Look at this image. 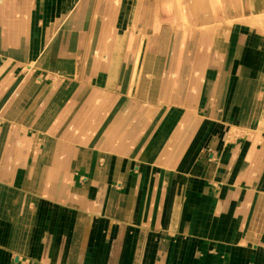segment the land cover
I'll use <instances>...</instances> for the list:
<instances>
[{"label": "crops", "instance_id": "obj_1", "mask_svg": "<svg viewBox=\"0 0 264 264\" xmlns=\"http://www.w3.org/2000/svg\"><path fill=\"white\" fill-rule=\"evenodd\" d=\"M90 1L8 0L7 10L6 4L0 3V23H11L14 20L10 17L19 15L24 17L19 21L28 28L26 36L5 35L4 39L29 49L33 39L48 37V24L63 23L76 3L86 8L79 12L84 17L78 20L82 24L90 22L89 12H95L97 6L103 8L98 30L85 36L110 39V9L117 5L112 0ZM245 6L241 17L249 22L264 14V0H247ZM152 28L132 95L131 64L125 57L122 61L121 49L112 51L108 45L94 47L103 49L102 61L98 52L83 64H73L78 81L64 94L65 99L58 94L62 88L59 81L50 80L48 75L46 87L56 89L46 99H30L29 105L36 104L40 110L52 102L58 108L56 113L66 107L74 114V121L52 136L32 131L26 122L27 113L22 117L16 107L0 113V141L4 134L0 144V264H264V29L234 22L228 30L211 37L215 50L208 52L204 36L198 43L185 37L186 45L181 47L173 45L176 36L163 38L160 31L153 33L158 28ZM70 31L65 26L56 36V45L73 39L76 32ZM161 39L170 42L161 47ZM69 41L62 52L69 54L68 49L79 54L80 49ZM34 43L31 48L37 53L40 45ZM2 45L6 44L0 41V48ZM4 53L16 55L14 51ZM213 53L223 56L220 69ZM22 54L16 56L22 58ZM108 60L110 65L105 63ZM64 61H60L62 66H54L52 58L46 59L48 68H59L62 75ZM109 70L117 71L116 79ZM8 73H0V102L22 75ZM153 83L157 87L154 96L140 93ZM112 84H116V92H106ZM85 87H89L90 96L94 94L99 104H104L100 106H104L105 114L100 113V106L92 108L87 96H83L81 107H74ZM147 97L186 106L197 101L203 105L194 111L168 109L165 117L158 109L143 107L140 99ZM111 108H115L113 113ZM161 117L166 120L161 122ZM75 118L93 121L95 126L85 137H79L77 130L72 132ZM118 120L130 122L126 132L115 130ZM24 133H28L33 147L30 143L27 148L17 144L23 151L15 158L11 142L23 138ZM116 134L119 140L112 149L103 150L107 153L104 158L117 153L114 166L120 163V167H127L136 184L127 181L126 174H106L112 168L98 161L102 159L98 158L99 142L107 145ZM47 137L54 143V155L42 154L51 145ZM88 151L92 154L86 159ZM26 152L35 155L30 156L31 162L26 161ZM149 152L152 156H147ZM79 159L84 161L80 164ZM40 178L42 182L36 183ZM162 182L167 185L161 186ZM60 184H66V190L60 189Z\"/></svg>", "mask_w": 264, "mask_h": 264}, {"label": "rangeland", "instance_id": "obj_2", "mask_svg": "<svg viewBox=\"0 0 264 264\" xmlns=\"http://www.w3.org/2000/svg\"><path fill=\"white\" fill-rule=\"evenodd\" d=\"M91 1L93 2V0ZM111 2L113 4H116L117 7L113 6L110 9L112 10L111 11L112 12V15H111L112 24L107 28V34L111 35L110 39L108 38H99V39L98 38H88L85 36L87 35L88 31L92 32L95 29L98 30V26H99L98 20L101 18L103 8H100L97 6L95 12H89L87 17L89 19L91 18L90 22H84L82 24V22H78V20H82L84 19V17L80 15L81 13L79 12H82V13L85 12L86 8L84 6L78 7V3H76L75 7L70 9L65 14L63 23L62 21H59V22L48 24V29H51V31L49 30V33H47L48 37L43 39L42 41L41 39H36V40L33 39L32 43L30 44L29 49L27 47L25 48V47L17 46L16 44H15L16 46H14L13 45L14 42L11 43L12 41L10 40L7 41L6 39H4L5 35H13V36H23L24 35L26 36L28 34L26 32V30L28 29L26 27L27 23L19 21L22 18L24 19V17L16 15L15 17H10V19L14 20L13 22L10 23V22L4 21L3 23H0V37H1L0 41H3V43L6 44V45H2V47L0 48V73L2 75L6 72H9L8 73L9 76L13 75L14 73L15 75L22 74L21 79L18 82H16L15 86L9 91V96H5L4 102H0V113L1 114L4 115V113H6L8 109H12L13 107H16L18 110V114H21L22 117L23 115L27 113L26 122H28V125L31 127L30 129H32V131L36 133H39L38 131L47 132L48 135L50 134L52 136L53 132L55 133L56 131L60 130L61 127H64V125L68 124L69 122L71 123L72 121H74L73 120L75 117L74 114L72 113L71 110L66 111V107H63L60 113H56V110L58 108L57 107L55 108L52 102L47 103L46 110H40L36 108L35 106L36 104L29 105V101L31 98L40 99V97H42L46 99V97H48V94L56 89L54 87H50V88L46 87L47 84L45 80H46L47 75L50 80L59 81V83L61 84L60 87L62 88H60L61 90L59 91V93L58 92L57 93L61 97H64L63 99H65L64 94H66L69 88H71L70 86H72L73 84L76 83V81H78V80H75L77 77V72L73 64H75L76 61L80 62V64H83L82 62L87 61V58L89 59L92 58L93 55L95 56L98 52H100L99 56L97 55L98 59H100L101 61L103 60V58L101 57L103 49L99 51V49L97 50V48H94V47L104 48V46L109 45L110 49L112 51L116 50V52L118 51V48L121 49L120 56H122V54L124 53L122 61L124 60V57H125L131 64L130 65L131 69L128 71V73L130 74L129 75V79H130L129 95H132L134 91L133 89L136 83H138L139 76L142 73L141 68L143 65L144 57L146 56L145 54L146 53L145 51L147 49L146 47L148 45L147 37L152 35V30H153L152 27L158 28V31L157 32L154 31L153 33L158 34V32L160 31L159 35L162 37L163 35L164 37H169L171 35L176 36L177 38L176 39L173 38L172 40V42H174L173 45H177V46L181 45V47L186 45L185 37L190 38L189 39L190 42L198 43L201 40V38H203V37L201 38L199 37L204 36V39L207 41V44H205V46H207L208 52H210L211 50L213 51L215 50L212 45L213 38L211 37H213L219 31L228 30L229 28H231L234 22L242 21L244 22V24L250 23L253 27L257 29H264V14L260 15L259 17L252 18L250 22H249V19H244L241 17V15L245 13L246 11L245 5L247 3V0H137L136 5H135V0H119V1L112 0ZM0 3L4 5L6 4L4 8L5 10L9 9V7H7L8 0H0ZM89 9L91 10V8ZM105 11H106V8H105ZM5 19L7 20L9 18L5 17ZM61 19H63V16ZM73 20H77V22L74 23ZM138 22H139V26H138ZM67 25L68 27H70V30H71L70 34H72L71 32L73 33L76 32L75 37L73 39H69L70 41L67 39H63V41H66V40L67 41L61 43L62 45L60 43H57L59 46L58 47L55 43L56 36L62 33L61 32L62 29H64V27ZM142 28H145L146 30L142 32ZM36 30L38 31V32L36 31V35L39 34L38 36H40V31L37 28ZM95 34H97V31ZM24 39L26 41V38ZM34 41H35L34 44L40 45L39 49L36 50L37 53H35L34 49L31 48V45H33ZM68 41L70 42L72 46H74V48L78 50L80 49L81 52H79V54L74 55L72 54L71 50H68L66 48H65L66 50L65 49L64 50L69 52V54L62 52L61 49L68 46ZM167 42H170V41H168L167 39H161L160 46L161 47L167 46ZM221 44L222 43H220L218 46H221ZM22 49H25V50L23 51ZM7 50L10 52L14 51L16 55L19 52L21 53L22 51L23 53L22 58L16 55H12V54H5L4 52H6ZM55 50L57 51L58 55H56V53L54 52ZM162 50L165 51V49L163 48ZM177 50L179 51L180 49H177ZM88 51L91 52V54H89ZM70 55H71V58H70ZM211 55L216 57V59L219 61L220 64L218 65L219 66L218 69H220L222 66L221 64H223L224 62L223 56L215 54V53ZM24 56H26V58ZM29 58L31 59L29 60ZM47 58L48 59L52 58V62L54 66L61 65L60 61L64 59L65 60L63 64V68L65 71L64 75H62V72H61L62 70H60L59 68H56L55 70H50L46 63ZM120 60H121V57H120ZM149 61L150 60L147 59L146 63H148ZM105 63L109 64V60L105 61ZM115 64H116V61H113L114 67L116 66ZM68 67L71 68L70 72L67 70ZM72 67L74 68V70L72 69ZM56 71L58 73H56ZM110 71L113 72L112 73L113 75L111 74ZM109 72L112 76L111 78L116 79V77L114 76L115 71L109 70ZM71 73H73L72 78H70L72 75ZM37 77H40V78H37ZM205 80L206 78L203 77V80H202L203 84L205 83ZM140 84L142 85V87L145 86L143 82ZM115 88H116V84H112L111 86H108L107 88H105L106 89L105 91L109 93L116 92ZM156 89L157 87L153 83L147 89H145L144 87V89H142L140 93L141 94L145 93L146 95L154 96L156 93ZM88 91H89V87L82 88L79 91L78 98H77L78 100L75 101V105H74L75 108L78 106L81 107L83 105V102H84L83 98H85L86 96L89 98L91 105H93L92 108H96L103 104V103L99 104L100 100L98 101V99H96V96L94 94H92L93 96H90ZM12 94L13 96L16 97L15 99H12L13 98L11 97ZM67 97L68 99L67 98L66 99L68 101L72 100L70 96H67ZM131 97L135 98L133 96ZM140 100L143 101V107L150 108L151 110L158 109L160 116H163L164 114L165 117H166V113L168 109H173V110H176L177 112H183L184 110L194 111V110H201V105H203L199 101H197L196 103L192 102L190 103L191 105L186 106L183 103H178V102L168 103L166 100L164 101L162 99H159V100L157 99V101H152L148 97L141 98ZM197 100H199V98H197ZM61 101L62 100L58 101L60 105H61ZM204 106H205L204 109H206L205 104ZM210 106L213 107L215 105L211 103ZM103 108L104 106L103 107L100 106V109H99L100 113L105 112V108L104 110ZM114 109L111 108L110 113L111 112L113 113L115 111ZM89 113L93 114L91 109L89 110ZM53 117H56V119H53ZM165 120L166 119H164V117L163 118L161 117L160 119L161 122H164ZM45 121L46 122L50 121L47 127H45V124H46ZM156 121H158V119ZM0 122H1V118H0ZM117 122L118 123H117L115 130L117 129L119 134L121 133L120 131L122 129L123 130L127 129V127L130 126V122H127V121L125 125H123L122 120H118ZM41 123L44 125L46 130H44V127L43 128L40 127ZM75 125H76V128L72 132H76L77 130L76 133L79 137L81 136L85 137V133L87 132L89 133L90 130L93 129V127L95 126V122L90 121L89 123V120L81 118L80 120L78 119ZM12 128L13 127H11V129ZM14 130L15 132L18 133L17 128H14ZM70 132L71 131H69L67 135H69ZM39 134H42V133H39ZM116 135H117L116 137L113 136L109 140L107 145L104 144V141H102V143L101 141L99 142L98 148L101 149V151L99 152L101 157H98V158L105 157L107 153L103 152L104 149L113 148L112 146L115 145V142H117L120 137L118 134ZM3 136H2V140L0 141L1 145L3 143ZM5 137L6 139L11 138L8 135H5ZM47 141L50 142L48 140V137H47ZM29 143L33 147L32 140L28 136V133L27 134L24 133L23 138L19 137L15 141L13 140L11 142V144L15 146L14 148L12 146L14 150V154L16 155L15 158L17 157L19 153L21 154V152L23 151L19 149L17 144H20L21 148H27V145ZM50 143L51 145L47 146L49 150L43 151L42 154L43 153L44 154L47 153L48 155L55 154L53 149L51 148L52 144L54 143L53 142H50ZM28 153L26 152L25 159H27L26 160L27 162H31L30 156L35 157V155L33 156L32 152H30L29 154ZM40 153L41 151L36 153V158H34L36 160L35 162H38V158H39L38 155H40ZM210 153L212 154V152ZM91 154L92 152L88 151L85 158L87 159L88 157L87 155H91ZM150 154L151 152H149L147 156ZM166 157H167V153H166ZM79 160H80L79 162L80 164L81 162L84 161L82 159H79ZM49 168H51V166H49ZM75 170H77V168ZM59 171L63 175H69V172H67L66 170L59 169ZM70 171L72 174V169ZM35 182L39 183V182H42V180L41 178L39 180L36 179ZM45 183L46 182L44 181V184ZM163 185L166 186L167 183L162 182L161 186ZM66 187H67L66 184H60L59 188L60 189L63 188V190H66Z\"/></svg>", "mask_w": 264, "mask_h": 264}, {"label": "bare ground", "instance_id": "obj_3", "mask_svg": "<svg viewBox=\"0 0 264 264\" xmlns=\"http://www.w3.org/2000/svg\"><path fill=\"white\" fill-rule=\"evenodd\" d=\"M67 39V38H66ZM61 44V43H60ZM65 44H67V43H65ZM62 45V44H61ZM58 46V45H57ZM59 47V46H58ZM61 47V46H60ZM54 52H56V55H58V53H57V51L55 50ZM59 56H60V54H59ZM70 58H71V55H70ZM72 58H73V56H72ZM118 56L115 58V61L117 62L118 61ZM74 61V60H73ZM72 62V61H71ZM18 107V106H17ZM43 125V124H42ZM123 125H125V122H123ZM123 125H122V127H123ZM7 126H8V123H7ZM6 126V127H7ZM40 127H41V124H40ZM89 127V126H88ZM89 129V128H88ZM126 129H124V131H125ZM126 132V131H125ZM132 132V131H131ZM120 136V135H119ZM12 140V139H11ZM114 145V144H113ZM113 153H108V156L106 157V158H102V159H99L98 161H101L102 162V165H107V169H110L111 170V168H112V172H109L108 171V173H106V174H111V176H123V175H125L126 174V177L128 178L127 179V181H131L132 183H134V184H136V182H134L135 181V178H134V176H132V174L130 173V171L128 170V168L126 167V168H123V167H120L121 165H120V163H119V165H115L114 166V163L115 162H117L116 160H118L119 158H117V153H115L114 155H112ZM152 154V153H151ZM149 156V155H148ZM150 156H152V155H150ZM114 158V159H113ZM7 161V160H6ZM124 162V161H123ZM111 163V164H110ZM177 163V162H176ZM113 165V166H112ZM112 166V167H111ZM110 167V168H109ZM129 167V166H128ZM119 168V169H118ZM9 169V168H8ZM119 171H120V173H119ZM9 172V171H8ZM15 173V172H14ZM138 174V173H137ZM136 176V175H135ZM85 180H86V182H87V178L85 177ZM7 181V180H6ZM7 183V182H6ZM1 187V186H0ZM11 188V187H10ZM11 190V189H10ZM43 190H47V189H43ZM6 195H7V193H6ZM3 196V195H2ZM6 197V196H5ZM6 199V198H5ZM50 207H51V205H50ZM14 208V207H13ZM13 211V210H12ZM1 214V213H0ZM8 214V213H7ZM10 216V215H9Z\"/></svg>", "mask_w": 264, "mask_h": 264}]
</instances>
